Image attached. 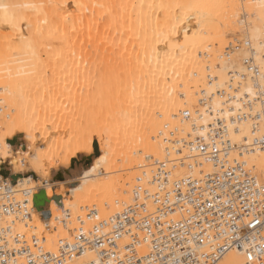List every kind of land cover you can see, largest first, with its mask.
Masks as SVG:
<instances>
[{
  "label": "bare ground",
  "instance_id": "6f19581e",
  "mask_svg": "<svg viewBox=\"0 0 264 264\" xmlns=\"http://www.w3.org/2000/svg\"><path fill=\"white\" fill-rule=\"evenodd\" d=\"M240 8L251 28L239 45H225L218 24L237 26ZM20 18L49 19L53 35L50 41L40 34L41 48L27 42L21 49L8 39L0 48V83L7 87L0 107L16 109L7 119L0 108V178L18 199L30 191L32 210L12 221L18 232L55 250L69 238L60 221L66 211L74 230L86 206L110 215L131 201L140 175L156 172L157 161L175 180L170 189L188 191L182 180L214 175L227 158L264 186L257 177L264 174V0H0L1 27L11 22L20 31ZM209 58L215 64L201 62ZM195 78L203 80L200 100L181 99ZM197 137L226 156L197 150ZM35 146L43 150L33 153ZM89 155L83 171L73 172L75 158ZM57 173L63 179H54ZM243 262L237 248L220 264Z\"/></svg>",
  "mask_w": 264,
  "mask_h": 264
},
{
  "label": "built area",
  "instance_id": "2783aa9c",
  "mask_svg": "<svg viewBox=\"0 0 264 264\" xmlns=\"http://www.w3.org/2000/svg\"><path fill=\"white\" fill-rule=\"evenodd\" d=\"M245 64L252 68L248 60ZM243 115L237 112L235 119ZM194 141L199 151L226 156L204 137ZM226 144L228 140L222 149ZM236 161L227 158L220 172L200 179L203 187L200 180L185 178L186 192L170 189L175 180L157 161L156 172L140 175L146 184L139 180L131 201L119 203L110 215L101 218L97 209L86 206L74 230L68 227L71 214L66 211L69 214L60 221L69 238L59 239L55 250H45L35 234L27 236L14 228V220L32 211L30 191L18 199L0 178V264H220L237 248L244 255L243 264H264V186ZM95 251L96 258L90 260ZM85 252H92L90 258L83 256Z\"/></svg>",
  "mask_w": 264,
  "mask_h": 264
},
{
  "label": "rangeland",
  "instance_id": "374dc122",
  "mask_svg": "<svg viewBox=\"0 0 264 264\" xmlns=\"http://www.w3.org/2000/svg\"><path fill=\"white\" fill-rule=\"evenodd\" d=\"M45 4H48V1H46V2H44ZM240 10H241V12H240ZM237 17V20H236V18H235V22H234V24H237V26H235L234 28H231V27H227V30L226 29H224V27L222 26V23L220 22L218 25H219V28H220V30L222 29V30H224L223 31V35H224V38H226V39H224V41L223 42H225L224 44L226 45L227 43H228V40H229V42L231 41L232 43H233V45L235 46V45H239L240 43H239V39L241 38H243L244 36H245V31H246V29H249L250 30V28H251V25H252V23H253V20H250V18H247L246 19V17H245V15L243 14V10H242V8H240L239 10H238V12H237V15H236ZM245 17V18H244ZM241 18V19H240ZM239 19V20H238ZM244 19V20H243ZM20 21H21V24H23V25H21V27H20V31H18L17 29H16V27H15V25L13 26V24L11 23V22H7L6 24H4L5 25V27H1L0 26V48H2V46L3 45H1V44H3V42H6L7 41V39H8V41L7 42H14V43H16V44H18L19 45V47L21 48V49H24L25 47H26V43L27 42H31L32 44H34V45H37L38 47L40 46V43H39V41H41V38H40V36H42L43 37V35L45 34V35H48L47 37H46V39H49L50 38V36L51 35H53L52 34V29H53V27L52 26H50V24L49 23H51L50 21H49V19H47V21H46V18H43V19H41L40 21H33V22H29V20L28 19H25V18H20ZM43 21H46L45 22V26L47 27V28H45V29H42V28H44L45 26H44V24H42V22ZM239 21V22H238ZM218 21H216V23H217ZM238 22V23H237ZM44 23V22H43ZM47 24H49L48 26H47ZM239 24V25H238ZM42 25V26H41ZM44 26V27H43ZM241 26V27H240ZM51 27H52V29H51ZM223 27V28H222ZM43 30L42 32H41V30ZM45 32V33H44ZM245 32V33H244ZM22 34H23V36H22ZM40 34H43V35H40ZM51 34V35H50ZM241 35H243L242 37H241ZM39 36V37H38ZM38 37V38H37ZM52 37V36H51ZM3 38V39H2ZM45 38V37H44ZM43 38V41L44 40H46V39H44ZM52 38H50L49 40L50 41H52L51 40ZM240 39V40H241ZM3 40V41H2ZM6 40V41H5ZM226 40V41H225ZM243 40V39H242ZM241 40V41H242ZM262 40H263V42H264V38H262ZM45 42V41H44ZM38 43V44H37ZM223 44V49H224V45ZM242 45V44H241ZM36 46V47H37ZM41 46H42V43H41ZM230 47V46H229ZM39 48H41V47H39ZM234 51H236V50H234ZM233 51V52H234ZM247 54H246V56L249 54V51L248 52H246ZM1 57V56H0ZM43 57H45V55L44 54H42V58ZM240 61H241V63L244 65V66H246V64H245V62L247 61V59H246V57H244V56H241V58H240ZM264 61V60H263ZM201 62H205V63H207V64H209V65H211V64H215V62L214 61H212L210 58L209 59H203ZM5 69L6 70H8L7 69V67H5ZM262 73H264V71L262 70L261 71ZM47 74H50V71H49V69L47 70V72H46ZM229 77V76H228ZM230 78V77H229ZM194 85L189 89V93H186V94H184V93H182V94H180L179 95V97L181 98V99H184L185 98V96H189V97H194L196 100H200V95H199V91L201 90V88H202V86H203V80H202V78H195V80H194ZM2 86H6V84H3V85H1V83H0V94L2 95L3 94V92H5V90H6V88L7 87H3V88H1ZM3 91V92H2ZM0 95V96H1ZM3 102V101H2ZM1 104H3V103H1V100H0V105ZM4 106V105H3ZM1 107H2V105H1ZM0 107V108H1ZM8 108V109H7ZM9 108H10V110H9ZM14 108V109H13ZM3 109V110H2ZM1 110L3 111V113H4V110H5V113H7V119L9 118L10 119V117L12 118L13 117V113H12V115L11 116H9L8 114L10 113V112H14L16 109H15V107H12V110H11V106L10 107H6L5 108V106L3 107V108H1ZM7 111V112H6ZM1 112V111H0ZM9 112V113H8ZM16 112V111H15ZM14 112V113H15ZM2 113V114H3ZM51 128V126L50 125H47V129H50ZM38 133V134H37ZM36 135H38V136H36ZM40 135V133H39V131H37V132H35V136L37 137V139L38 140H40V138H41V136H39ZM17 139H19L20 140V137L18 138L17 137ZM14 140V139H13ZM48 143H49V141H47L46 142V144L48 145ZM46 144H44V150L47 148V145ZM46 145V146H45ZM39 147V146H38ZM37 146H35V151H33V153L34 152H36L39 148H38ZM43 147L41 146L40 148L41 149H39V150H43ZM20 156H22L23 155V153H21V154H19ZM24 156V155H23ZM30 156H32V155H30ZM88 157H90L89 159L87 158L86 160H84V161H81V160H79V159H77V158H75V162H73L75 165V168H74V170H72L73 172H77V170H79V171H83V169H84V167H86L88 164H89V160L92 158L91 157V155H89ZM79 160V161H78ZM199 162H202V164L204 165L206 162H203L201 159L200 160H198ZM52 162V161H51ZM55 163H57V161L55 162ZM204 168V167H203ZM98 169H100V167L98 168ZM138 166H137V171H138ZM129 170H131V169H128V171ZM136 170V169H135ZM93 172H96V170H94ZM246 172H248V171H246ZM116 173V172H115ZM114 173V174H115ZM248 173H250V172H248ZM111 174H113V173H111ZM110 174V175H111ZM250 174H253L252 172L250 173ZM264 174H262L261 173V176H260V174L258 173V178L259 179H263L264 177ZM103 176H105V174H100V175H98L97 177H103ZM54 177V179H63V174L62 173H57V174H55V176H53ZM16 178V177H15ZM15 178H12L13 180L15 179ZM94 178H95V175L94 176H88L87 177V179L89 180V181H93L94 180ZM261 179V180H262ZM262 181H264V179L262 180ZM30 182H32L31 180H30ZM33 185H37L36 183H34L33 182ZM56 188H58L57 186H56ZM56 188L55 187H53V190L55 189L56 190ZM51 190H52V188H51ZM39 191H40V189H39ZM16 196H18V194H16ZM19 196H21V194H19ZM18 196V197H19Z\"/></svg>",
  "mask_w": 264,
  "mask_h": 264
}]
</instances>
